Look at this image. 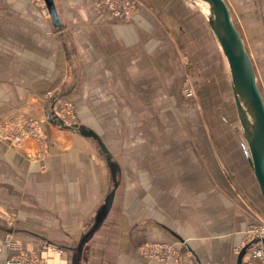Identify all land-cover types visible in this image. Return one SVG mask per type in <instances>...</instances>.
Masks as SVG:
<instances>
[{
	"label": "crops",
	"instance_id": "crops-1",
	"mask_svg": "<svg viewBox=\"0 0 264 264\" xmlns=\"http://www.w3.org/2000/svg\"><path fill=\"white\" fill-rule=\"evenodd\" d=\"M131 1L137 8L122 20L110 10L97 11L94 0H54L57 24L46 14L45 0H0V264L9 252L8 233L41 264H237L242 230L262 220L219 218L217 234L209 237L203 205L170 204L178 212L161 216L156 210L146 214L141 204L140 217L126 205L119 183L106 217L79 255V243L115 181L96 140L50 117L59 96L70 92L65 84L76 86L77 101L86 95L108 100V93L123 92L117 85L132 83L130 76L149 84L156 75L146 64L162 43H171L175 29L185 35L194 22L201 23L202 38L209 41L212 31L221 47L204 5ZM19 111L38 118L40 134L15 144L3 127ZM89 127L110 150L98 128ZM194 177L188 172L179 178ZM148 247L159 252L151 254ZM242 263L255 264L248 248Z\"/></svg>",
	"mask_w": 264,
	"mask_h": 264
},
{
	"label": "rangeland",
	"instance_id": "rangeland-1",
	"mask_svg": "<svg viewBox=\"0 0 264 264\" xmlns=\"http://www.w3.org/2000/svg\"><path fill=\"white\" fill-rule=\"evenodd\" d=\"M116 1L130 7L127 17L116 14L118 5L100 0H94V5L97 11L110 10L128 20L136 5L131 0ZM226 1L253 60L256 83L264 99V2ZM191 2L209 11L203 0ZM205 11L202 10L207 16ZM200 25L194 22V29L185 35L175 29L171 43H162L154 60L146 64L147 70L156 75L149 84L141 85L130 76L132 83L117 82L122 93H108V100L86 95L80 101L76 100L78 96H72L76 86L65 84V90L70 92L59 96L58 108L50 117L57 124L61 118L69 125L98 128L119 165L118 181L120 189L126 191V205L137 216L141 217V204L146 214L156 210L161 216L170 215L165 210L177 211L170 204L188 201L195 207L203 205L204 215L207 212L209 216L207 235L212 237L217 234L214 225L219 218L237 216L249 218V222L258 216L264 221V203L249 162V146L237 111L228 59L215 43L212 31L209 41L201 37ZM69 74L74 77L78 73L72 68ZM187 88L193 91L191 96L186 95ZM25 114L40 125L34 114L19 111L3 132L10 128L12 120L20 121ZM22 126L11 124L16 131ZM188 172L196 176L192 182L180 179ZM251 223L254 222L242 230V246Z\"/></svg>",
	"mask_w": 264,
	"mask_h": 264
},
{
	"label": "water",
	"instance_id": "water-1",
	"mask_svg": "<svg viewBox=\"0 0 264 264\" xmlns=\"http://www.w3.org/2000/svg\"><path fill=\"white\" fill-rule=\"evenodd\" d=\"M209 3V22L215 32L224 54L226 55L232 77V87L235 96L237 111L243 126L244 135L248 142L249 162L254 170V176L264 203V99L256 83L253 60L245 45L244 38L236 26L231 8L226 0H204ZM46 6L52 18L60 24V18L54 4V0H45ZM60 124L66 127L72 126L83 135L97 140L101 150L107 156L114 178V189L110 192L105 203L100 208L91 228L83 235L78 251L79 255L86 243L91 239L94 232L106 217L113 199L116 188L119 185L117 179L119 165L112 160L108 147L101 136L89 126L84 124L69 125L59 118ZM248 248L245 244L241 249L237 264H243V256Z\"/></svg>",
	"mask_w": 264,
	"mask_h": 264
},
{
	"label": "built area",
	"instance_id": "built-area-1",
	"mask_svg": "<svg viewBox=\"0 0 264 264\" xmlns=\"http://www.w3.org/2000/svg\"><path fill=\"white\" fill-rule=\"evenodd\" d=\"M100 2L110 4L111 6L118 5L115 8V12L122 17H127L131 12L130 7L126 8L127 6L125 4H119L116 0H100ZM127 4L130 3L128 2ZM185 93L186 95L191 96L193 91L190 88H187ZM12 123H19V126L24 124V126H22L19 131H16V129L14 130L11 127ZM12 123L8 126L10 128L7 129L5 134L9 137L11 142L15 144L21 143L27 136H39V126L35 123L34 117L31 115L25 114L20 121H17L16 118L14 121L12 120ZM246 232L247 237L244 240V245L248 244L250 263L264 264V221L251 223L247 227ZM5 243L9 249L5 264H41L38 262L35 255L31 254L29 250L22 248L19 240H17L12 234L8 233L6 235ZM147 251L151 254L159 252L154 247H152V249L148 247Z\"/></svg>",
	"mask_w": 264,
	"mask_h": 264
},
{
	"label": "bare ground",
	"instance_id": "bare-ground-1",
	"mask_svg": "<svg viewBox=\"0 0 264 264\" xmlns=\"http://www.w3.org/2000/svg\"><path fill=\"white\" fill-rule=\"evenodd\" d=\"M203 2H205V3L207 4V6H208V8H209V11H208L207 13H209V12H210V6H209V3L206 2V1H204V0H203Z\"/></svg>",
	"mask_w": 264,
	"mask_h": 264
}]
</instances>
